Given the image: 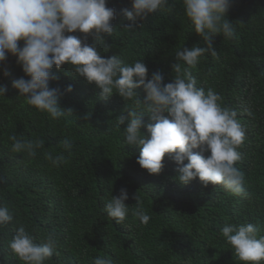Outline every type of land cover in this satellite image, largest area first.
<instances>
[{
	"label": "trees",
	"instance_id": "obj_1",
	"mask_svg": "<svg viewBox=\"0 0 264 264\" xmlns=\"http://www.w3.org/2000/svg\"><path fill=\"white\" fill-rule=\"evenodd\" d=\"M106 6L115 10V32L98 45L99 54L142 60L148 78L159 72L164 83L171 82L176 51L197 43L204 46L184 17L180 0L171 12L158 10L135 23L122 12L132 10L131 0H107ZM225 16L233 23L235 38L213 36L219 59L206 54L191 71L197 87L214 89L221 105L238 113L245 140L236 166L245 174L248 195L233 196L220 185L205 187L198 178L180 183L177 165L167 154L159 174L142 169L136 162L140 149L124 144L121 135L130 101L115 93L101 98L95 84L76 75L67 63L60 69L53 66L59 79L50 80L49 87L60 90L59 106L71 112L59 121L50 120L24 104L12 87L14 80L28 77L9 54L0 62V84L7 89L0 96V198L13 220L0 230V264H23L7 247L20 224L37 243L55 234L57 249L45 264H91L98 256L111 258L113 264H243L220 228L226 222L259 223L264 235V0H231ZM69 34L85 39L79 32ZM86 42H93L91 35ZM68 85L71 92L64 91ZM135 91L143 100L142 88ZM120 116L125 123L118 130L115 120ZM142 121L152 122L150 114ZM12 134L42 139L43 148L32 159L14 153L8 139ZM65 137L72 138L71 155L60 147ZM61 153L66 162L58 167L45 158ZM121 189L127 191L125 204L130 208L139 196L150 215L147 225L131 213L123 224H116L104 212L107 200Z\"/></svg>",
	"mask_w": 264,
	"mask_h": 264
},
{
	"label": "clouds",
	"instance_id": "obj_2",
	"mask_svg": "<svg viewBox=\"0 0 264 264\" xmlns=\"http://www.w3.org/2000/svg\"><path fill=\"white\" fill-rule=\"evenodd\" d=\"M107 0H0V62L10 54L22 68L28 79L23 77L12 82L23 103L45 113L50 120L59 121L68 115L59 106L60 90L50 88L49 81L59 79L52 72L53 66L60 69L67 63L76 75L89 84H95L101 98L114 93L130 101L127 109L128 123L122 129L123 143L140 149L137 164L149 174H159L167 154L177 165V179L187 185L198 178L206 187L220 185L233 196H247L245 174L236 166L242 159L238 148L245 140V129L237 119L235 109L221 105L222 97L214 89L197 87L192 75L201 59L210 54L219 59L213 48L212 37L222 35L233 39L236 31L225 13L231 0H180L183 15L190 22L195 34L203 41L191 48H180L175 53L172 65L175 75L171 82L164 83V77L154 72L148 78V69L142 60L128 62L120 56L102 57L98 45L104 37H112L115 29L111 21L115 10L106 6ZM132 10H122L123 15L133 23L159 11L171 12L175 0H131ZM129 25L128 27H131ZM85 34V39L69 33ZM91 35L92 43L86 42ZM23 42L22 46L19 43ZM110 47V46H108ZM105 47L103 51H107ZM7 74V73H5ZM145 93L141 100L135 91ZM6 86L0 84V96ZM65 92H71L68 85ZM167 113V116L163 115ZM150 114L149 123L142 117ZM251 114V113H249ZM125 117L115 120L120 130ZM145 132H141V128ZM11 151L32 159L37 150L43 148L39 138L26 140L16 134L8 137ZM60 147L71 155V137L60 141ZM194 149H199L194 152ZM207 152L205 156L203 153ZM52 167L65 163V156L45 154ZM185 161H187L185 163ZM126 189L118 196H111L104 205V212L116 224H123L129 213L141 225H147L150 215L145 211L139 196L130 208ZM13 220L7 203L0 198V230ZM259 223L226 222L220 228V235L231 247L243 264L264 262V235H260ZM10 252L23 264H45L57 249L54 233H48L37 243L36 238L20 224L7 242ZM91 264H113L107 256L93 258Z\"/></svg>",
	"mask_w": 264,
	"mask_h": 264
}]
</instances>
